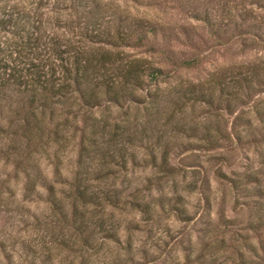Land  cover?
Segmentation results:
<instances>
[{
    "label": "rangeland",
    "instance_id": "rangeland-1",
    "mask_svg": "<svg viewBox=\"0 0 264 264\" xmlns=\"http://www.w3.org/2000/svg\"><path fill=\"white\" fill-rule=\"evenodd\" d=\"M87 3L90 20L72 0H0L20 21L0 28V80L18 76L0 86V120L32 65L59 63L52 42L103 61L98 104L56 108L57 133L18 167L0 151V264H264V0ZM152 24L167 33L152 52L79 34ZM127 61L163 73L113 100ZM76 186L96 198L72 204Z\"/></svg>",
    "mask_w": 264,
    "mask_h": 264
},
{
    "label": "trees",
    "instance_id": "trees-1",
    "mask_svg": "<svg viewBox=\"0 0 264 264\" xmlns=\"http://www.w3.org/2000/svg\"><path fill=\"white\" fill-rule=\"evenodd\" d=\"M82 0H72V7L75 11H79L83 20H90L96 16V11L88 6L84 10H78L77 4ZM93 0H83L82 6ZM88 4V3H87ZM15 6L16 2L10 4ZM56 6L53 2L51 8ZM9 22L12 25L20 23L16 17H0V28ZM79 34L81 37L92 41L113 42L118 39L125 41L128 46H140L145 51L160 50L158 45V36H165L167 33L161 25H147L144 28L133 30L131 34L120 30L111 33L109 29H98L92 31L87 29L86 25H81ZM113 38V39H112ZM50 52L53 57L59 59V63L42 68L38 64L31 66L29 73H24V79L21 81L25 88L19 89L23 92L16 100L7 103V111L0 120V151L3 152L5 158L10 159L13 167L26 163L21 160L19 154L25 159L42 147L47 138L57 133L58 121H56L55 110L65 108L70 101L75 103L95 105L101 98L99 93L94 89L97 80L95 79L94 65L95 60L102 58L95 57L94 54L87 51L82 43L72 45L67 41L66 46L60 49L54 42L50 45ZM65 53V56L62 54ZM99 54H101L99 52ZM62 59L67 60L66 63ZM95 59V60H94ZM190 59H181V64H188ZM97 68V67H96ZM115 76L118 78L113 86L104 90L106 96L116 100L121 97H132V91L126 89L128 85L132 87H140L144 81L142 75L146 78L154 80L158 78L163 69L158 65H143L136 62H122L112 66ZM6 78L1 76L0 86L4 84H12L17 87L18 76L15 73H9ZM29 74V75H28ZM12 86V87H13ZM88 144L80 145V150H87ZM100 156H110L101 153ZM106 158V157H105ZM29 181V179H27ZM24 189H31L28 185H24ZM72 204L75 200L91 201L96 198V193L86 191L78 186L73 189ZM49 199L53 201L52 196Z\"/></svg>",
    "mask_w": 264,
    "mask_h": 264
}]
</instances>
